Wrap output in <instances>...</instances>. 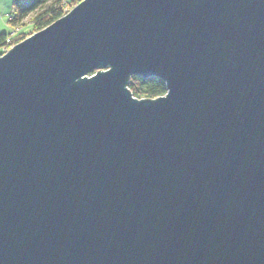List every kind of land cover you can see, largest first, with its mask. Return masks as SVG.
Wrapping results in <instances>:
<instances>
[{"label": "water", "instance_id": "1", "mask_svg": "<svg viewBox=\"0 0 264 264\" xmlns=\"http://www.w3.org/2000/svg\"><path fill=\"white\" fill-rule=\"evenodd\" d=\"M0 264H264V0H80L1 53Z\"/></svg>", "mask_w": 264, "mask_h": 264}, {"label": "trees", "instance_id": "2", "mask_svg": "<svg viewBox=\"0 0 264 264\" xmlns=\"http://www.w3.org/2000/svg\"><path fill=\"white\" fill-rule=\"evenodd\" d=\"M80 0H11L12 12L8 21L12 25L9 33H0V54L4 52L6 39L16 43L61 17ZM9 15L12 18L9 19ZM28 24L27 30H18ZM13 32V34H11ZM131 94L137 98L156 97L165 93L164 82L154 76L143 78L132 74L127 82Z\"/></svg>", "mask_w": 264, "mask_h": 264}, {"label": "rangeland", "instance_id": "3", "mask_svg": "<svg viewBox=\"0 0 264 264\" xmlns=\"http://www.w3.org/2000/svg\"><path fill=\"white\" fill-rule=\"evenodd\" d=\"M11 12V0H0V33H9L12 30V25L8 21V14ZM28 28V24H25L18 30H27Z\"/></svg>", "mask_w": 264, "mask_h": 264}, {"label": "built area", "instance_id": "4", "mask_svg": "<svg viewBox=\"0 0 264 264\" xmlns=\"http://www.w3.org/2000/svg\"><path fill=\"white\" fill-rule=\"evenodd\" d=\"M10 18H12V15H9V19H10ZM13 32H14V31H12L11 34H13ZM6 42H7V43H6L5 47H4V51L7 50L8 48H10V47L14 44V43H10L9 38L6 39Z\"/></svg>", "mask_w": 264, "mask_h": 264}]
</instances>
